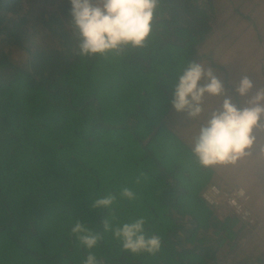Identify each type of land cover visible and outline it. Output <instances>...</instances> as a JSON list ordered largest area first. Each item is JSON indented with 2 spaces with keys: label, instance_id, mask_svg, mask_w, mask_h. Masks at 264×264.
<instances>
[{
  "label": "trees",
  "instance_id": "16d2710c",
  "mask_svg": "<svg viewBox=\"0 0 264 264\" xmlns=\"http://www.w3.org/2000/svg\"><path fill=\"white\" fill-rule=\"evenodd\" d=\"M31 3L0 0V264H81L85 249L70 233L77 220L100 234L94 251L102 264H224L221 242L230 249L239 230L258 219L203 198L214 169L200 164L172 125L178 115L170 102L183 68L204 57L199 49L215 29V0H158L142 46L94 57L78 54L68 0L60 19L34 15ZM255 31L264 38V27ZM222 59L212 66L229 77L233 69ZM258 63L250 79L262 86L254 94L264 89V58ZM237 84L227 86L230 93ZM73 163L78 169L68 168ZM78 170L95 190L73 207L59 196L77 195ZM123 187L133 200L119 195ZM108 193L116 197L110 208L91 206ZM140 216L161 238L154 254L123 250L104 230L105 220L116 226ZM226 264H264V255Z\"/></svg>",
  "mask_w": 264,
  "mask_h": 264
},
{
  "label": "clouds",
  "instance_id": "9594fccd",
  "mask_svg": "<svg viewBox=\"0 0 264 264\" xmlns=\"http://www.w3.org/2000/svg\"><path fill=\"white\" fill-rule=\"evenodd\" d=\"M68 4L71 25L78 36V54L81 57H94L120 51L125 46H142L151 33L158 0H68ZM252 87V81L242 76L236 92L246 97ZM205 94L222 96L223 84L211 68L189 62L178 75L170 102L177 112H187L190 118H199L205 111ZM262 116L264 89H257L242 107L225 96L219 107L211 109L207 120L200 126L192 152L203 166L234 163L247 155L246 149L254 144L256 137L253 129L264 128L260 124ZM119 195L128 200L135 198L128 187L121 188ZM115 199L111 193L100 195L92 201L91 206L110 208ZM249 211L253 215L251 209ZM145 223V218L140 216L116 226L105 220L103 226L105 231H111L123 250L154 254L161 248V238L149 234ZM70 233L85 249L81 264H102L94 251L100 239L99 233L93 232L79 220L70 225Z\"/></svg>",
  "mask_w": 264,
  "mask_h": 264
},
{
  "label": "rangeland",
  "instance_id": "374dc122",
  "mask_svg": "<svg viewBox=\"0 0 264 264\" xmlns=\"http://www.w3.org/2000/svg\"><path fill=\"white\" fill-rule=\"evenodd\" d=\"M31 7L33 9L34 15L37 12H52L57 17L63 18L62 6L65 0H32ZM216 9L218 11V16L214 21L215 29L213 33L208 37L206 44L202 45L199 49V54H204V57L199 59L198 63L202 64L206 69L211 68L214 74L220 79L224 87V94L220 97H213L205 94L203 100V107L205 111L201 114L199 118H190L187 112H177L178 120L177 125L184 124L182 127H178V131L184 135H190L192 137V142L194 143L195 137L198 135L200 126L207 120L211 109L218 108L219 104L222 102L225 96L231 98L234 103V91L228 89L227 86H236V83L240 80L242 76H247L249 79L250 75H253L255 70L259 69L261 66L258 62H262L264 58V38L259 37L255 30H259L262 26L264 27V16L261 18L260 27L253 25L254 20H257L258 12L264 10V0H215ZM28 7V5H27ZM236 12L240 11L246 16L242 18L237 15ZM256 14V16H255ZM255 26V30L252 27ZM237 39V40H236ZM236 40V42H235ZM53 47H57V42ZM12 58L14 60L21 59L19 57V51L13 50ZM228 59L227 67L233 69L231 71L232 75L225 77L224 73L216 67L212 66V63L222 62L223 59ZM241 63L240 66H236L234 60ZM257 64L252 66V64ZM224 64V63H223ZM235 72V73H234ZM230 73V74H231ZM255 88H260L261 85H256L257 82L254 79H250ZM255 90V89H254ZM237 94V93H236ZM254 95L251 89L248 96ZM248 96L242 97L237 94V99L241 102V107L246 103ZM207 114L206 120L202 123V118ZM173 115V114H172ZM171 115V117H172ZM176 113L174 112L172 123L175 119ZM264 117V116H262ZM261 117V118H262ZM264 120V119H261ZM260 120V121H261ZM264 125L263 122L260 123ZM193 133V134H192ZM253 135L256 140L251 148L246 149L247 155L238 158L231 166L233 170L240 172L242 179L246 182V190L249 194L248 208L252 211V216L258 219L255 226L251 223H246L245 227L239 230L233 241V246L230 249L227 247V242H221V248L217 252V257L220 261H225L226 263H233L237 261H247L253 255L258 254L259 256L264 255V128H254ZM71 164L68 168L74 169L79 166ZM99 170L102 172L103 169L101 164L99 165ZM78 169V168H77ZM79 172V170H78ZM89 176L87 173H80L76 176L75 182H78L77 195L68 198L63 192L60 194L59 199L62 201H69L73 207L79 205V202H85L90 199L91 195L94 193L95 184L88 185L86 179ZM238 179V175H236ZM255 182V188L251 183ZM217 184V183H215ZM221 189L228 191V189L217 184ZM231 189V188H230ZM229 189V190H230ZM221 196L220 198H222ZM142 205L139 204L137 211H141ZM134 211L135 208L129 209ZM252 221V220H251ZM210 236H214V233L210 231ZM221 237V235H220ZM212 243V242H211Z\"/></svg>",
  "mask_w": 264,
  "mask_h": 264
},
{
  "label": "built area",
  "instance_id": "2783aa9c",
  "mask_svg": "<svg viewBox=\"0 0 264 264\" xmlns=\"http://www.w3.org/2000/svg\"><path fill=\"white\" fill-rule=\"evenodd\" d=\"M202 196L209 202L218 203L219 200H224L226 205L243 219H250L252 217L247 206L250 196L243 187H235L226 191L216 184H211L203 192ZM221 196L223 197L220 198Z\"/></svg>",
  "mask_w": 264,
  "mask_h": 264
},
{
  "label": "crops",
  "instance_id": "0c3cea01",
  "mask_svg": "<svg viewBox=\"0 0 264 264\" xmlns=\"http://www.w3.org/2000/svg\"><path fill=\"white\" fill-rule=\"evenodd\" d=\"M172 118V117H171ZM172 125H177V124H172ZM184 124H180L179 126L182 127ZM179 127V129H180ZM182 137L183 138H187L188 141H190L192 144H194L192 142V137L190 135H184L183 133ZM193 134V133H192ZM231 164L233 163H226V164H214V165H210L212 166V168L214 169V176L212 178V182L217 183L223 187H228V188H234L236 186H241V187H245L246 185L244 184L246 181L244 179L241 180L242 175L240 172H235V170H233V167L231 166ZM236 175H238V179L236 178Z\"/></svg>",
  "mask_w": 264,
  "mask_h": 264
}]
</instances>
